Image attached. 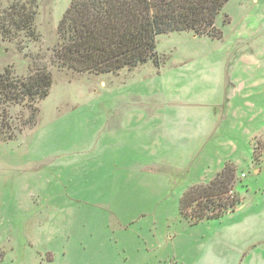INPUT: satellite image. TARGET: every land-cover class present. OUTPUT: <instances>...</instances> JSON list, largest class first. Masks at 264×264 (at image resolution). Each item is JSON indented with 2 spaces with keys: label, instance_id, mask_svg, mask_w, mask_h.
I'll return each instance as SVG.
<instances>
[{
  "label": "rangeland",
  "instance_id": "obj_1",
  "mask_svg": "<svg viewBox=\"0 0 264 264\" xmlns=\"http://www.w3.org/2000/svg\"><path fill=\"white\" fill-rule=\"evenodd\" d=\"M34 1L36 40L0 33V75L45 68L53 86L10 109L14 126L37 109L33 128L0 136V264H264V0L229 1L217 37L158 36L157 64L115 74L62 66L74 0ZM227 163L239 208L185 219V192Z\"/></svg>",
  "mask_w": 264,
  "mask_h": 264
},
{
  "label": "trees",
  "instance_id": "obj_2",
  "mask_svg": "<svg viewBox=\"0 0 264 264\" xmlns=\"http://www.w3.org/2000/svg\"><path fill=\"white\" fill-rule=\"evenodd\" d=\"M229 1L74 0L60 24L61 44L54 56L62 66L79 74H115L149 62L157 64L158 36L193 32L217 37L216 19ZM34 4V0L29 5L14 4L1 13L0 33L4 40L15 41L25 32L26 38L36 40L32 30L37 14ZM52 86L53 77L45 68H30L23 78L13 77L7 68L0 75V136L9 139L33 128L37 109H31V117L25 120L19 116L16 126L11 125L14 119L10 109L41 102L49 96ZM243 177L233 163H227L210 184L185 192L182 216L200 222L236 211L241 199L235 194L234 185Z\"/></svg>",
  "mask_w": 264,
  "mask_h": 264
},
{
  "label": "crops",
  "instance_id": "obj_3",
  "mask_svg": "<svg viewBox=\"0 0 264 264\" xmlns=\"http://www.w3.org/2000/svg\"><path fill=\"white\" fill-rule=\"evenodd\" d=\"M254 147V146H253ZM256 149V148H255ZM255 173L256 174H259L260 173V170H255ZM244 176V174H242Z\"/></svg>",
  "mask_w": 264,
  "mask_h": 264
}]
</instances>
